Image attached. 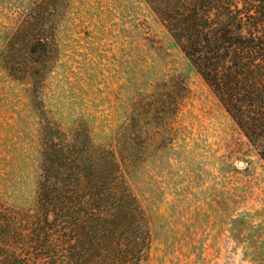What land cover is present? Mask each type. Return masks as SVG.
Segmentation results:
<instances>
[{
	"label": "rangeland",
	"instance_id": "obj_1",
	"mask_svg": "<svg viewBox=\"0 0 264 264\" xmlns=\"http://www.w3.org/2000/svg\"><path fill=\"white\" fill-rule=\"evenodd\" d=\"M166 1L0 0V209H34L46 128L86 134L143 213L142 264H264V164L170 36Z\"/></svg>",
	"mask_w": 264,
	"mask_h": 264
},
{
	"label": "trees",
	"instance_id": "obj_2",
	"mask_svg": "<svg viewBox=\"0 0 264 264\" xmlns=\"http://www.w3.org/2000/svg\"><path fill=\"white\" fill-rule=\"evenodd\" d=\"M162 17L264 164V0H167ZM29 44L44 50L46 39ZM44 131L34 209H0V264H142L143 213L116 160L86 134Z\"/></svg>",
	"mask_w": 264,
	"mask_h": 264
},
{
	"label": "water",
	"instance_id": "obj_3",
	"mask_svg": "<svg viewBox=\"0 0 264 264\" xmlns=\"http://www.w3.org/2000/svg\"><path fill=\"white\" fill-rule=\"evenodd\" d=\"M239 166H242L241 164Z\"/></svg>",
	"mask_w": 264,
	"mask_h": 264
}]
</instances>
